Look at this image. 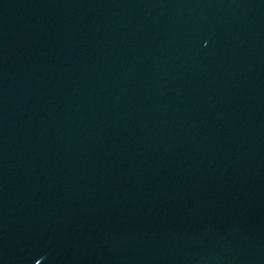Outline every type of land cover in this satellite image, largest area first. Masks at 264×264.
<instances>
[{
    "label": "water",
    "instance_id": "obj_1",
    "mask_svg": "<svg viewBox=\"0 0 264 264\" xmlns=\"http://www.w3.org/2000/svg\"><path fill=\"white\" fill-rule=\"evenodd\" d=\"M0 264H264V0H0Z\"/></svg>",
    "mask_w": 264,
    "mask_h": 264
}]
</instances>
